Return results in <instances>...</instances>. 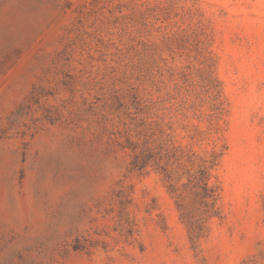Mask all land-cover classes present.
Returning a JSON list of instances; mask_svg holds the SVG:
<instances>
[{
    "label": "rangeland",
    "instance_id": "rangeland-1",
    "mask_svg": "<svg viewBox=\"0 0 264 264\" xmlns=\"http://www.w3.org/2000/svg\"><path fill=\"white\" fill-rule=\"evenodd\" d=\"M0 264H264V0H0Z\"/></svg>",
    "mask_w": 264,
    "mask_h": 264
}]
</instances>
